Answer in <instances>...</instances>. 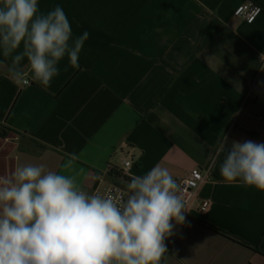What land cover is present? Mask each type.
I'll use <instances>...</instances> for the list:
<instances>
[{
  "label": "crops",
  "instance_id": "1",
  "mask_svg": "<svg viewBox=\"0 0 264 264\" xmlns=\"http://www.w3.org/2000/svg\"><path fill=\"white\" fill-rule=\"evenodd\" d=\"M245 1L39 0L63 8L74 38L90 36L47 89L14 82L0 53V157L12 165L0 175L60 171L74 153L96 191L157 164L173 176L200 167L209 180L162 264H264V192L219 174L224 136L264 142V0L251 24L234 14Z\"/></svg>",
  "mask_w": 264,
  "mask_h": 264
},
{
  "label": "clouds",
  "instance_id": "2",
  "mask_svg": "<svg viewBox=\"0 0 264 264\" xmlns=\"http://www.w3.org/2000/svg\"><path fill=\"white\" fill-rule=\"evenodd\" d=\"M89 36L85 30L73 37L60 5L44 12L39 0H0V53L16 83L47 89L62 60L79 66ZM220 152L226 183L264 192V142L227 147L224 136ZM77 160L70 153L60 171L28 163L0 175V264H162L166 241L190 226L169 169L157 164L130 175L117 197L87 190Z\"/></svg>",
  "mask_w": 264,
  "mask_h": 264
},
{
  "label": "built area",
  "instance_id": "3",
  "mask_svg": "<svg viewBox=\"0 0 264 264\" xmlns=\"http://www.w3.org/2000/svg\"><path fill=\"white\" fill-rule=\"evenodd\" d=\"M262 12H263L262 6H260L259 4H257L256 2L252 0H247L241 3L236 8L234 14L235 16L251 24L257 19V17ZM263 67H264V62H263ZM22 84L27 85L24 83ZM262 89L264 91V83L262 85ZM132 165H133L132 160L129 159L125 161L124 170L125 171L129 170L132 167ZM174 177L177 179L178 183L180 184L182 188L183 195L187 201V210H188L193 200L197 197L200 187L206 181L209 180V174L207 172H204L200 167H195L183 176H174ZM125 191H126L125 187H123L120 184L113 183L103 189H98L95 192H99L101 194H113L117 197H120L124 194ZM209 207H210V201L205 200L201 203L200 208L202 211H207ZM168 241H166V244H168Z\"/></svg>",
  "mask_w": 264,
  "mask_h": 264
},
{
  "label": "rangeland",
  "instance_id": "4",
  "mask_svg": "<svg viewBox=\"0 0 264 264\" xmlns=\"http://www.w3.org/2000/svg\"><path fill=\"white\" fill-rule=\"evenodd\" d=\"M10 159L4 154L2 158L0 157V169H9L12 168Z\"/></svg>",
  "mask_w": 264,
  "mask_h": 264
},
{
  "label": "trees",
  "instance_id": "5",
  "mask_svg": "<svg viewBox=\"0 0 264 264\" xmlns=\"http://www.w3.org/2000/svg\"><path fill=\"white\" fill-rule=\"evenodd\" d=\"M207 224V223H206Z\"/></svg>",
  "mask_w": 264,
  "mask_h": 264
}]
</instances>
